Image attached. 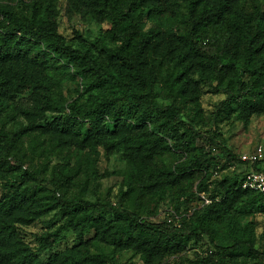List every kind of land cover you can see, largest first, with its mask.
Here are the masks:
<instances>
[{
    "label": "trees",
    "instance_id": "1",
    "mask_svg": "<svg viewBox=\"0 0 264 264\" xmlns=\"http://www.w3.org/2000/svg\"><path fill=\"white\" fill-rule=\"evenodd\" d=\"M54 1L19 0L20 9L0 4V57L36 56L42 62L63 61L64 70L79 77L82 92L78 90L77 98L67 103L61 94L55 93L61 85L57 75L46 71L45 74L23 73L12 77L6 69L0 77V117L9 105L8 96L23 89L33 91L35 109L57 113L68 109L71 125L78 132L70 141L76 151L75 162L71 166L68 160L51 169L48 165H41L37 174L31 175L33 183L29 184L27 177L30 175L22 170L24 163L19 150L15 149V140L28 136L31 154L41 153L37 151L50 141L47 138L41 140L42 130L35 132L37 127L29 126L12 132L0 131V174L9 170L10 161L15 158L20 172L9 178L6 185L15 189L27 185L31 192L40 188L38 176L44 171L52 173L57 190L78 176L81 180L95 174L100 147L122 149L129 165L125 171L126 186L120 191L117 203L111 199L92 202L80 196H47L45 205L57 209L58 214L67 219L52 232L34 234L39 250L54 249L65 231L80 224L77 235L80 244L98 239L114 247L137 243L172 253L184 252L190 244H197L204 235L207 236L217 251L188 259L186 264H230L222 253L243 247L253 251L255 235L249 225L244 230L245 238L234 239L229 246L216 243L219 232L223 231L221 223L225 221L212 219L215 205L212 198H207L208 205L194 211L179 224L168 220L146 221L133 206L147 197L156 175L153 158L160 148L174 147L187 154L175 166L176 176L192 169L205 172L206 178L199 183L196 196L205 194L206 182L212 176L209 168L217 165L218 157L214 151L225 153L231 164L241 162L227 148L223 133L212 127L232 110L239 111L245 121L253 114L264 112V7L245 4L246 0H188L191 27L178 35V40L188 49L180 54L172 72L168 71L159 82L146 67L147 49L153 34L145 31V18L160 16L162 10L155 3L163 0H89L109 22L105 36L115 45L112 56L119 65L116 71L90 51L67 43L59 33ZM232 36L243 43L238 60H232L225 48ZM191 57L198 58L203 69L200 83L213 93L225 96L209 116L205 124L209 129L205 131L198 128L194 117L186 118L184 113L190 93V82L186 78L190 69L187 60ZM124 129L142 132L124 134L115 139ZM243 176L234 182L235 188L223 194L225 206L221 207V215L228 211V205L235 198H240L241 206L252 212L264 202L263 192L241 188ZM10 192L2 195L0 206L13 214L19 210L15 209ZM181 206V200L177 198L175 210L178 212ZM91 231L94 232L93 238L87 240L86 235ZM3 233L0 229V264H9L12 259L16 264H31L33 253L28 246L18 244V250L23 251L22 259H14V253L1 250L8 246V241L1 236ZM8 237H12L11 232ZM145 259L148 262L147 257Z\"/></svg>",
    "mask_w": 264,
    "mask_h": 264
},
{
    "label": "rangeland",
    "instance_id": "2",
    "mask_svg": "<svg viewBox=\"0 0 264 264\" xmlns=\"http://www.w3.org/2000/svg\"><path fill=\"white\" fill-rule=\"evenodd\" d=\"M0 4L17 9H20L21 5L19 0H0ZM54 4L59 33L67 43L74 48L90 51L101 62L108 64L112 71L119 70V65L112 56L115 45L105 36L109 22L98 13L97 8L89 0H55ZM245 4L264 7V0H246ZM245 4L242 2V5ZM155 5L161 8L162 13L156 19L145 18V31H151L153 34L147 49L146 67L160 82L168 71L172 72L180 54L187 51L188 47L178 40V35L180 32L190 30L191 20L188 0H163ZM242 45L238 37L232 36L228 39L225 48L232 60L239 59ZM187 64L190 66L186 75L190 82V93L184 106V113L186 118L194 117L198 121V128L205 131L209 129L205 125L209 121V116L216 111L217 104L225 96L213 93L200 83L203 69L198 63V58H189ZM6 69L12 77L23 73L45 74L46 71L57 75L61 85L55 93L61 94L67 103L77 98L78 90L82 92L79 77L68 74L64 70L63 61L43 60L42 62L41 58L36 56H20L13 59L0 57V77ZM122 72L125 73V70L123 69ZM157 90L160 92L159 84ZM97 95L102 94L97 93ZM35 99L36 96L31 89L15 91L8 96L9 105L2 111L0 117V131L12 132L35 126L37 127L35 132L41 130L43 132L41 140L44 138L50 140L37 151L41 153L35 154H31L28 148V140H30L28 136L15 140V149L19 150V157L24 163L22 170L28 171L30 175L27 177L29 184L33 183L31 175H36L41 165H48L51 169L54 165L68 160L71 161V166L74 165L76 151L70 141L78 134L76 128L71 125L68 109L63 113L42 112L33 107ZM55 126L57 129H54ZM215 128L223 133L227 140V148L241 162L231 164L225 153L214 151V155L218 157L217 165L209 168L212 176L206 182L205 194L196 196L199 183L206 178L205 172L202 169H192L176 176L175 166L182 162L187 154L174 147L160 148L153 158L156 167L153 184L146 193L147 197L133 206L134 211L149 222L158 223L168 220L179 224L194 211L208 205L207 198H212L215 204L212 208V219L225 221L221 223L223 231L219 232L216 241L218 245L229 246L234 239L245 238L244 230L248 225L253 228L255 235L253 251L243 247L231 253H222V256L229 259L230 264H264V202L259 203L252 212L241 206L240 198H235L228 205V211L221 215V207L225 206L222 196L228 189L235 188L234 182L250 171L264 170V112L253 114L245 121L240 117L239 111L232 110L212 127ZM141 132L142 130L129 132L124 129L115 139L124 134ZM259 148L263 150L259 160L256 162L243 160L244 157L252 156ZM9 165V170L0 174V200L3 194H9L11 190L10 196L16 204L15 209L19 211L10 214L2 205L0 206V229L4 232L1 236L8 241V246L1 250L14 253V259L23 258V251L18 250V244L28 246L32 251L31 264H186L188 259L203 257L210 251H217L215 245L205 235L199 243L190 244L181 253L157 251L152 246H142L137 243L114 247L98 239L80 244L77 240L80 224L65 231L54 249L40 251L34 234L43 235L52 232L67 219L66 216L58 214L57 209L45 205L46 197L80 196L92 202H106L111 199L113 203H117L120 191L126 186L125 171L129 162L122 149L108 150L100 147L95 174L81 180L78 176L57 190L52 173L44 171L38 176L40 188L31 192L26 188L27 185L17 189L6 185L9 178L20 172L19 162L15 158L11 159ZM177 198H180L182 203L178 212L175 210ZM151 212L154 214H149ZM10 232L11 238L8 237ZM93 235L94 232L91 231L86 235V239H92ZM9 264L16 263L12 259Z\"/></svg>",
    "mask_w": 264,
    "mask_h": 264
},
{
    "label": "built area",
    "instance_id": "3",
    "mask_svg": "<svg viewBox=\"0 0 264 264\" xmlns=\"http://www.w3.org/2000/svg\"><path fill=\"white\" fill-rule=\"evenodd\" d=\"M262 148H259L249 158L244 157V161L247 159L251 162H256L262 157ZM241 188L245 190H253L264 193V171H250L243 176L241 181ZM209 203V200H206Z\"/></svg>",
    "mask_w": 264,
    "mask_h": 264
}]
</instances>
